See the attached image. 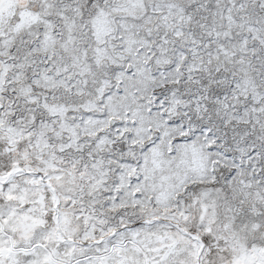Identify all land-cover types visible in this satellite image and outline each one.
Here are the masks:
<instances>
[{"label": "snow or ice", "instance_id": "1", "mask_svg": "<svg viewBox=\"0 0 264 264\" xmlns=\"http://www.w3.org/2000/svg\"><path fill=\"white\" fill-rule=\"evenodd\" d=\"M0 264H264V0H0Z\"/></svg>", "mask_w": 264, "mask_h": 264}]
</instances>
